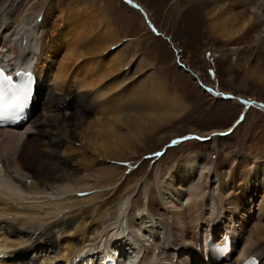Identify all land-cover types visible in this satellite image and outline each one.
Returning <instances> with one entry per match:
<instances>
[{
  "label": "bare ground",
  "instance_id": "obj_1",
  "mask_svg": "<svg viewBox=\"0 0 264 264\" xmlns=\"http://www.w3.org/2000/svg\"><path fill=\"white\" fill-rule=\"evenodd\" d=\"M126 1L145 10L136 0ZM217 1L204 12L210 32L225 39L232 54L250 48L264 33V0ZM72 3L64 8L48 0H0V62L11 70L33 66L35 77L28 118L0 127V264H74L77 258L93 263L91 257L102 260L111 253L134 264L138 246L143 255L137 264H238L249 255L264 264V122L243 144L229 145L224 162L188 153L152 179L127 186L129 176L121 173L119 183L120 167L95 165V156L124 160L122 142L96 153L103 144L93 141L95 134L107 137L118 129L122 136L117 137L127 139L130 133H150L158 118L142 128L138 114L164 110L174 115L183 105L156 80L142 84L136 100L121 87L115 116L109 117L103 81L126 61L110 49L115 37L107 15L85 0ZM68 96L72 99L61 107ZM251 102L264 112L263 102ZM92 112L98 115L95 121L89 119ZM78 134L91 147L81 162L61 154L75 149L72 140ZM243 145L246 155L236 156ZM106 187L111 197L84 205ZM92 189L97 192L85 198L72 194ZM221 231L230 232L232 248L215 260L206 239ZM104 243L107 251L100 249Z\"/></svg>",
  "mask_w": 264,
  "mask_h": 264
},
{
  "label": "rangeland",
  "instance_id": "obj_2",
  "mask_svg": "<svg viewBox=\"0 0 264 264\" xmlns=\"http://www.w3.org/2000/svg\"><path fill=\"white\" fill-rule=\"evenodd\" d=\"M8 1L2 0V4ZM48 1L64 8L73 5V0ZM85 1L96 11L107 15L106 21L110 23L115 37L110 49L115 54L119 52L127 62L123 61V68L113 72L103 81V85L108 86L109 98L105 111H111L109 117L115 116L114 104L118 102L121 87H125L126 95H133L130 96L131 100H136L134 92L142 84L156 80L162 82L168 94L177 97L183 105L181 112L174 115L171 111L164 110L146 111L148 115L141 113L140 117L138 114L137 122L143 124L142 128H148L147 123L150 124L151 119L153 122L158 118L156 127L150 129V133L149 129L145 133L143 130V136L140 131V136H136L138 133L135 132V135L130 133V137L126 135L127 139H122V132L118 129L114 133L110 132L107 137L95 134L92 140H98L99 145L103 144V147L95 149L96 153L111 150L113 146L116 148L117 143L120 145L122 142L120 146L124 148V154L120 157H124V160H116L113 155L106 157L100 154L97 158L95 156V165L101 162L120 167V175L116 176L118 182L123 179L122 174L124 177L129 176L127 186L147 178L152 179L157 172L171 168L173 163L180 164L188 153L197 152L207 159L212 155L211 159L224 162L227 160L228 146L243 144L244 137H248L257 130L258 124L264 122V112L251 105L252 100L264 103V33H259L260 38L253 42L250 48L240 49L238 53L232 54L226 40L210 32V20L205 19V8L209 3L211 6L217 4V0H136L139 7L147 10L146 17L145 10L130 5L126 0ZM226 7L230 8L227 3ZM216 9L219 12L218 8ZM41 19L42 16L38 18L39 21ZM184 66L190 68L193 73L187 72ZM207 86L213 88L214 93L208 91ZM50 87L54 93H60L53 84H50ZM73 92L78 94L76 90ZM81 93L79 92V95H83ZM229 96H236L239 101L245 99L250 104L245 106ZM71 99V96L66 97L60 106L68 104ZM77 111L79 114L82 112ZM128 114L137 113L127 111ZM155 115H163V118L159 120L160 117ZM99 117L105 119L104 115ZM96 118L98 115L92 112L89 119L95 121ZM121 130L126 131L125 127ZM117 133L121 136L118 134L117 137ZM79 134L77 140H72L75 149L61 154L64 157L79 158L81 162L84 161V156L91 155V147L90 142ZM185 137L188 139H183ZM108 138H111L113 143ZM119 139L122 140L115 141ZM245 150L246 146L243 145V149L237 152L236 156L246 155ZM107 190L106 187L103 194L95 195V199L84 205L91 206L94 202L99 203L111 197L113 193ZM89 191H85V194L73 191L72 194L85 198L95 193L94 191L97 192L93 189ZM122 194L123 192H119L118 197L121 198Z\"/></svg>",
  "mask_w": 264,
  "mask_h": 264
},
{
  "label": "snow or ice",
  "instance_id": "obj_3",
  "mask_svg": "<svg viewBox=\"0 0 264 264\" xmlns=\"http://www.w3.org/2000/svg\"><path fill=\"white\" fill-rule=\"evenodd\" d=\"M13 73L18 78L15 81ZM33 83L31 73L17 72L14 69L8 72L4 67H0V122L19 117L30 107L34 95Z\"/></svg>",
  "mask_w": 264,
  "mask_h": 264
},
{
  "label": "water",
  "instance_id": "obj_4",
  "mask_svg": "<svg viewBox=\"0 0 264 264\" xmlns=\"http://www.w3.org/2000/svg\"><path fill=\"white\" fill-rule=\"evenodd\" d=\"M150 24V23H149ZM151 25V24H150ZM152 26V25H151ZM153 27V26H152ZM185 68V70H187V72L189 71V72H191V73H193V71L190 69V68H187V67H184ZM194 76H196L195 74H194Z\"/></svg>",
  "mask_w": 264,
  "mask_h": 264
}]
</instances>
